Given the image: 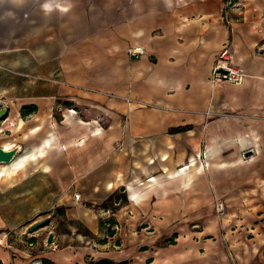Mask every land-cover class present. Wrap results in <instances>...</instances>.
Segmentation results:
<instances>
[{
    "label": "crops",
    "instance_id": "obj_1",
    "mask_svg": "<svg viewBox=\"0 0 264 264\" xmlns=\"http://www.w3.org/2000/svg\"><path fill=\"white\" fill-rule=\"evenodd\" d=\"M233 1H151L60 49L38 25L55 2L0 0V171L23 162L0 176V264H264V0ZM224 45L238 86L211 82Z\"/></svg>",
    "mask_w": 264,
    "mask_h": 264
},
{
    "label": "rangeland",
    "instance_id": "obj_2",
    "mask_svg": "<svg viewBox=\"0 0 264 264\" xmlns=\"http://www.w3.org/2000/svg\"><path fill=\"white\" fill-rule=\"evenodd\" d=\"M42 1L43 0H39ZM55 2V7L47 9L51 14V19L47 22V19L43 18V13L39 15V27L45 30L55 28L57 48L62 49L64 43L72 44L76 43V39L85 37L90 38L96 34L97 31L106 28L112 23L118 20L126 19L133 12L144 9L149 5L151 1L157 0H52ZM24 9H8L9 17H20L21 13L25 19H29L34 16L37 17L36 11L31 8V0H24ZM36 5V4H35ZM41 5V4H40ZM65 9V11L61 9ZM42 10V9H41ZM42 12V11H41ZM46 15V13H44ZM37 21V20H36ZM30 22V21H29ZM32 25L24 24L23 29L25 34L31 33ZM35 27V26H34ZM8 33H15V25L9 24L7 26ZM70 30V33H69ZM45 35V34H44ZM203 148V147H202ZM122 204V202H121ZM224 207L222 204H216L215 212L219 216H223ZM48 220V219H45ZM44 221V220H42ZM40 221V222H42ZM49 221V220H48ZM39 222V223H40ZM48 225V224H47ZM45 227L38 229L37 231L44 230ZM75 233H79L84 236V240H89V236L85 229L78 225L73 228ZM66 231H69L68 229ZM166 243V241H164ZM171 243H166L165 246H169Z\"/></svg>",
    "mask_w": 264,
    "mask_h": 264
},
{
    "label": "built area",
    "instance_id": "obj_3",
    "mask_svg": "<svg viewBox=\"0 0 264 264\" xmlns=\"http://www.w3.org/2000/svg\"><path fill=\"white\" fill-rule=\"evenodd\" d=\"M143 54L141 48H131L128 50V55L130 57H138ZM244 74L243 72L235 67L231 63V58L229 54V48L227 45H224L220 52L215 57L213 62L211 72H210V79L213 83H224L229 85L238 86L243 83L244 81ZM12 123L8 121V118L5 117L2 121H0V133L9 131L11 129ZM74 199L78 201V195L74 196ZM105 215H109L108 212L103 214V219L101 221L105 222L109 219V217H104ZM116 224L114 226H110L109 224H105V228L110 229L111 231H115ZM32 247V244L28 245Z\"/></svg>",
    "mask_w": 264,
    "mask_h": 264
},
{
    "label": "trees",
    "instance_id": "obj_4",
    "mask_svg": "<svg viewBox=\"0 0 264 264\" xmlns=\"http://www.w3.org/2000/svg\"><path fill=\"white\" fill-rule=\"evenodd\" d=\"M237 3H238L237 0H234L233 2H231L232 5H235ZM33 112H35V108L32 107V106H25V107H22L20 109V115L23 118L28 116V115H31ZM187 130H189V128L185 127V128L175 129L172 132L173 133H180V132H185ZM114 201H115V203H117L118 199L114 198ZM106 211H109V210L107 209ZM105 224H109L110 226H114L115 225L114 221L111 220V219H108L105 222L99 220V225L104 231V238L100 241V243H105L106 242V238L107 237H112V235H113V231H111L108 228H105ZM115 243L118 244L117 241H115ZM39 262H40V264H52L51 262L45 261V260H39ZM89 264H114V263H112V262H110L108 260H100V261H96V262H89Z\"/></svg>",
    "mask_w": 264,
    "mask_h": 264
},
{
    "label": "water",
    "instance_id": "obj_5",
    "mask_svg": "<svg viewBox=\"0 0 264 264\" xmlns=\"http://www.w3.org/2000/svg\"><path fill=\"white\" fill-rule=\"evenodd\" d=\"M5 117H6V111L1 110L0 111V121H2ZM18 152H19V147H15V148L8 150V151H4V150L0 149V165H5V166L10 165L14 161ZM48 223H49L48 220H44L40 223L34 224L33 226H31L27 230V233L32 234L33 232L37 231L38 229L47 226ZM51 239H52V236L49 235L47 238L48 244L51 243Z\"/></svg>",
    "mask_w": 264,
    "mask_h": 264
},
{
    "label": "bare ground",
    "instance_id": "obj_6",
    "mask_svg": "<svg viewBox=\"0 0 264 264\" xmlns=\"http://www.w3.org/2000/svg\"><path fill=\"white\" fill-rule=\"evenodd\" d=\"M36 131V130H35ZM33 133V132H32ZM249 140V139H248ZM235 143V142H234ZM231 145V144H230ZM245 146V145H244ZM252 146V145H251ZM6 147V146H4ZM10 149V148H9ZM40 153V152H39ZM211 153V152H210ZM238 164V163H237ZM236 164V165H237ZM242 165V164H241ZM23 166V162H15L13 165H11L9 171H7L6 173H4V171H0V176L4 175V174H7V175H10V174H13L14 172H16L17 170H19L20 168H22ZM222 166V165H221Z\"/></svg>",
    "mask_w": 264,
    "mask_h": 264
}]
</instances>
